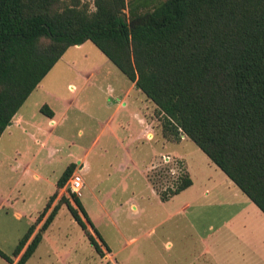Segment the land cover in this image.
<instances>
[{
    "label": "trees",
    "instance_id": "16d2710c",
    "mask_svg": "<svg viewBox=\"0 0 264 264\" xmlns=\"http://www.w3.org/2000/svg\"><path fill=\"white\" fill-rule=\"evenodd\" d=\"M90 7L0 0V136L67 49L91 42L154 105L161 137L192 141L264 215V0H93ZM73 171L65 169L58 188ZM148 180L162 181L153 173ZM191 185L183 172L155 191L165 202ZM53 200L18 241L13 257L24 252L16 264L34 254L62 206L102 256L78 199L77 208L66 198L52 207Z\"/></svg>",
    "mask_w": 264,
    "mask_h": 264
},
{
    "label": "crops",
    "instance_id": "0c3cea01",
    "mask_svg": "<svg viewBox=\"0 0 264 264\" xmlns=\"http://www.w3.org/2000/svg\"><path fill=\"white\" fill-rule=\"evenodd\" d=\"M86 43L67 49L0 136V221L9 219L11 213L14 221L19 223L29 215L26 226L33 224L45 207L42 204L46 205L50 197L54 196L52 207L59 202V195L65 189L58 188L57 181L67 167L73 166L74 171L81 169L80 174L83 172L82 192L85 190L87 196L90 194L98 210L104 214H107L108 204L114 210H129L140 215L144 202L139 193L143 191L157 197L161 207L173 208L165 217L168 220L178 217L176 249L172 252L174 247L169 245L171 252L163 264H236L237 255L240 263L255 264L249 257L246 261L243 259L246 252L255 256L263 253L259 262L264 264V235H261L264 229L256 231L249 228L248 232L246 227L250 222L248 211L258 220L264 215L226 176L221 180L219 192L223 200L218 202L211 200L212 204L207 203V190L199 194L193 192L184 198L183 195L191 192L194 185L190 175V187L168 201L160 200L148 180L157 158L162 157L164 162L169 158L172 162L173 157L174 161L185 165L184 170L188 173L184 155L177 151L164 154L158 151V148L166 149L171 144H159L154 139L153 121L149 119L154 105L136 89L135 83L119 77L109 66L108 59L96 56L90 60L86 54ZM69 50L75 53L67 54ZM68 73L73 78H64ZM44 107L51 116L42 113ZM31 184L38 204L43 207L39 209L34 205L24 213L15 196L21 195L20 189ZM137 185L140 188L136 190ZM114 195L117 196L115 199ZM82 197L78 201L86 218L80 213L79 216L99 244L101 258L109 262L111 251L97 232ZM66 199L77 208L72 197L67 196ZM174 200L176 202L172 203ZM214 206L236 207L237 210L230 219L220 222L217 216L202 213ZM188 228L195 236V239L191 237L194 243L190 253L185 240ZM221 229L225 230V235L220 237ZM254 232L260 234L254 235ZM23 252L24 249L18 257L12 255V258L4 254L11 262L2 256L0 259L6 264H16ZM72 254L73 249L68 251L66 259H72Z\"/></svg>",
    "mask_w": 264,
    "mask_h": 264
},
{
    "label": "rangeland",
    "instance_id": "374dc122",
    "mask_svg": "<svg viewBox=\"0 0 264 264\" xmlns=\"http://www.w3.org/2000/svg\"><path fill=\"white\" fill-rule=\"evenodd\" d=\"M82 1L90 4V9H93V0ZM127 1L131 2L133 0ZM146 1L151 3L153 1L159 2L163 0ZM85 46L87 57L90 58V60L96 59V56H100L103 60L107 59L91 42H87ZM74 53V51L69 50L67 54ZM107 62L109 66L117 72L119 77L121 76V78L125 79L109 60ZM68 77L73 78L71 73L64 75V78ZM154 111L155 109L150 112L149 119L155 116ZM153 130L156 143L162 144L163 142L171 144L168 145L166 149L158 148L159 152L164 154L168 151H177L184 155L183 158L187 165V171L194 181L192 191H187L183 195L184 198H188L193 192L199 194L207 190L206 197L209 198L207 203L212 204L211 200L216 202L223 200V196L219 192L222 189L221 180L225 178V175L206 157V155L189 139H185L180 144L165 141L161 137L158 121L155 117ZM172 159V162L165 163L162 157H158L156 160V167L150 172V175L153 173L154 176H161V183L155 184V187L159 190L165 189L166 186H172L177 180L178 175L186 172L184 170L185 165H182L179 161H174L175 158L173 157ZM155 179H157V177ZM139 188L140 185H137L136 190ZM34 189L33 184L26 185V189H20L21 195L16 194L15 196L18 197L16 203L23 206L24 213H26L25 211L27 208L31 209L34 205L39 207V209L43 207L42 205L45 206V203L41 206L38 204L37 198H35L33 193ZM24 193L25 197L21 198ZM146 193L147 192L144 193V191L139 193L140 197H143L144 202V205L140 207V215L129 210L124 212L114 210L113 206L108 204L106 205L107 214H104L102 211L98 210L97 205L93 202L92 196L90 194L87 196V192L83 190L82 200L85 204V208L94 219L97 232L111 251L110 254L112 258L109 262L108 260H103L101 256L94 251L80 227L68 213L66 207L62 206L49 230L45 233V240L39 245L38 250L27 264H163V260L171 252L169 251V245L171 244V247H174L172 252L176 249L175 238L178 237V230L175 228L179 225L176 219L178 217H172V220H168L165 216L168 212L173 211V208L161 207L157 197ZM67 196L69 195L66 191H63L59 195V198H66ZM116 197L115 195L113 196L114 199ZM175 202V200L172 201V203ZM236 210V207L214 206L209 208V210L202 211V213L217 216L219 221L222 222L230 219ZM147 214L150 215L148 219ZM248 214V220L250 221L246 224L248 232L250 230L249 228L256 231L263 230L264 216L262 215V219L258 220L253 217L251 212L248 211ZM28 216L29 215L26 216L27 219ZM27 219H23L22 223L16 222L10 213L9 219L0 221V251L5 255L12 258L13 251L18 241L32 225V223H28L26 226ZM234 225H236V223ZM224 233L225 230L221 229L218 235L221 237L225 235ZM257 234L260 233L254 232V235ZM185 235L187 251L190 253L192 251L191 249L195 236L189 232V228L186 230ZM261 235H264V233ZM128 242L130 243L128 244ZM72 249L74 251L72 259L67 260V253ZM193 251H196V249L194 248ZM234 253H236V255L238 254L236 251ZM262 254L263 253L256 254L255 256L253 253L250 255L246 252L245 255H243V259L246 261L249 257L252 263L262 264V261L259 262V260H262ZM238 256L239 255L236 256V264H242ZM0 264L6 263L0 259Z\"/></svg>",
    "mask_w": 264,
    "mask_h": 264
},
{
    "label": "built area",
    "instance_id": "2783aa9c",
    "mask_svg": "<svg viewBox=\"0 0 264 264\" xmlns=\"http://www.w3.org/2000/svg\"><path fill=\"white\" fill-rule=\"evenodd\" d=\"M169 162V158L165 159V163ZM79 171H74L70 178L67 180L64 191L72 197V198H80L82 195V189H83V179Z\"/></svg>",
    "mask_w": 264,
    "mask_h": 264
},
{
    "label": "water",
    "instance_id": "95a60500",
    "mask_svg": "<svg viewBox=\"0 0 264 264\" xmlns=\"http://www.w3.org/2000/svg\"><path fill=\"white\" fill-rule=\"evenodd\" d=\"M10 125V124H9Z\"/></svg>",
    "mask_w": 264,
    "mask_h": 264
}]
</instances>
